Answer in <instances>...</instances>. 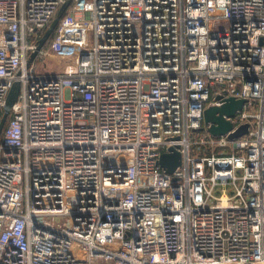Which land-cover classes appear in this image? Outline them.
<instances>
[{
  "label": "built area",
  "instance_id": "built-area-1",
  "mask_svg": "<svg viewBox=\"0 0 264 264\" xmlns=\"http://www.w3.org/2000/svg\"><path fill=\"white\" fill-rule=\"evenodd\" d=\"M16 83L0 264H264V0H0L1 116ZM218 97L247 102L214 137Z\"/></svg>",
  "mask_w": 264,
  "mask_h": 264
},
{
  "label": "water",
  "instance_id": "water-1",
  "mask_svg": "<svg viewBox=\"0 0 264 264\" xmlns=\"http://www.w3.org/2000/svg\"><path fill=\"white\" fill-rule=\"evenodd\" d=\"M70 5L71 1H67L61 7L52 24L46 30L43 38L41 39L37 51L33 52V54L31 55L29 59V65L35 61L39 51H41L53 37L60 20L67 13ZM20 92L21 85L19 83H16L9 92L7 103L4 108L2 118L0 120V139L8 122L11 110L18 100ZM217 99L220 100L222 98L218 97ZM246 102V99H236L231 97L227 99H222L223 104L221 106L209 107L205 111L204 122L205 126L208 127V131L210 132V134L214 137H220L228 134L234 128V125L230 120L227 119V117L232 118L236 115L238 111H242ZM249 129L250 124L246 123L240 126L235 132L231 133L229 138L234 140L236 138L243 137L249 133ZM159 165L164 168L167 173L173 174L176 169L182 165V155L176 149H170L168 153H164L161 156Z\"/></svg>",
  "mask_w": 264,
  "mask_h": 264
},
{
  "label": "rangeland",
  "instance_id": "rangeland-1",
  "mask_svg": "<svg viewBox=\"0 0 264 264\" xmlns=\"http://www.w3.org/2000/svg\"><path fill=\"white\" fill-rule=\"evenodd\" d=\"M36 65L40 74H56L61 71H66L67 65H72V60L55 56L46 60L37 58ZM199 135H204V132H200Z\"/></svg>",
  "mask_w": 264,
  "mask_h": 264
},
{
  "label": "trees",
  "instance_id": "trees-1",
  "mask_svg": "<svg viewBox=\"0 0 264 264\" xmlns=\"http://www.w3.org/2000/svg\"><path fill=\"white\" fill-rule=\"evenodd\" d=\"M54 36V35H53ZM51 39H53V37L51 38ZM51 39H50V41H51ZM1 118H2V116L0 115V120H1ZM2 138V137H1ZM0 141H1V139H0Z\"/></svg>",
  "mask_w": 264,
  "mask_h": 264
}]
</instances>
